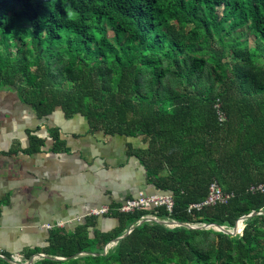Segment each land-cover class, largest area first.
<instances>
[{
  "label": "trees",
  "instance_id": "trees-1",
  "mask_svg": "<svg viewBox=\"0 0 264 264\" xmlns=\"http://www.w3.org/2000/svg\"><path fill=\"white\" fill-rule=\"evenodd\" d=\"M0 89L137 139L127 156L173 201L53 227L31 264H264V0H0ZM213 180L227 202L189 207Z\"/></svg>",
  "mask_w": 264,
  "mask_h": 264
},
{
  "label": "crops",
  "instance_id": "crops-1",
  "mask_svg": "<svg viewBox=\"0 0 264 264\" xmlns=\"http://www.w3.org/2000/svg\"><path fill=\"white\" fill-rule=\"evenodd\" d=\"M53 128H58L64 151L51 148ZM30 134L44 139L37 151H27ZM127 142L138 144L137 139L122 135L90 133L83 116L64 117L60 108L37 117L13 91L0 89V248L4 254L26 258L28 250L44 246L50 230L44 224L63 221L69 229L95 206L155 192L137 160L127 156ZM103 221L104 227L114 224L109 218Z\"/></svg>",
  "mask_w": 264,
  "mask_h": 264
},
{
  "label": "built area",
  "instance_id": "built-area-1",
  "mask_svg": "<svg viewBox=\"0 0 264 264\" xmlns=\"http://www.w3.org/2000/svg\"><path fill=\"white\" fill-rule=\"evenodd\" d=\"M219 120L223 119V114L218 112ZM261 188V185L258 186ZM262 189V188H261ZM231 196L230 193H225L221 190L219 185L215 180L211 181L208 185V191L205 198L198 203H193L189 207L200 208L203 205H211L214 203H226L228 198ZM172 197L168 193L153 192L150 194H139L136 196L125 198L120 205L116 208L119 212H132L138 209H150L158 206H164L167 211L172 208ZM109 213L108 205H99L91 208L86 215H103ZM144 220H158L155 216L145 215L142 217ZM171 225L176 224L171 222ZM64 225L63 221H56L54 224H44L43 227L51 229L53 227H62ZM42 253L39 255H33L31 258L33 261L40 258ZM43 255V254H42ZM0 258L6 259L10 264H28L29 259L21 256L20 254H10L5 255L3 250L0 248ZM32 261V262H33Z\"/></svg>",
  "mask_w": 264,
  "mask_h": 264
},
{
  "label": "water",
  "instance_id": "water-1",
  "mask_svg": "<svg viewBox=\"0 0 264 264\" xmlns=\"http://www.w3.org/2000/svg\"><path fill=\"white\" fill-rule=\"evenodd\" d=\"M254 213H255V212L252 211L251 213H249V214H247V215H245V216H242V217L238 218L237 221L235 222V225L231 228V230L224 229V227H222V226H218V225H215V228L218 229V230H223V231H225V232H227V233H230V234H234V233L236 232V229H237V222L239 221V223L241 224L242 221H243L246 217H249L250 215H252V214H254ZM141 221H142V220H139V222H141ZM156 221H159V220H156ZM159 222H161V223H169V222L161 221V220H160ZM203 226H209V225H203ZM242 226H243V225H242ZM241 229H242V227H241ZM34 255L37 256V255H39V253L34 254ZM40 256L42 257L43 255L41 254ZM54 259H61V257H54ZM32 261H33V259L30 257V258H29V261H28V264H31Z\"/></svg>",
  "mask_w": 264,
  "mask_h": 264
},
{
  "label": "rangeland",
  "instance_id": "rangeland-1",
  "mask_svg": "<svg viewBox=\"0 0 264 264\" xmlns=\"http://www.w3.org/2000/svg\"><path fill=\"white\" fill-rule=\"evenodd\" d=\"M111 33H110V31L108 30V35H110ZM248 44H249V46H252L253 45V39H252V36H250L249 38H248ZM208 227V226H207ZM212 227H215V226H212ZM241 227H242V223L240 224V229H241ZM228 230H231V229H228ZM240 231V230H239ZM239 231H237V229H236V232H239ZM32 256V255H31ZM30 256V257H31ZM27 259H29V258H27Z\"/></svg>",
  "mask_w": 264,
  "mask_h": 264
},
{
  "label": "bare ground",
  "instance_id": "bare-ground-1",
  "mask_svg": "<svg viewBox=\"0 0 264 264\" xmlns=\"http://www.w3.org/2000/svg\"><path fill=\"white\" fill-rule=\"evenodd\" d=\"M239 230H241L240 229V223H239V221L237 222V231H239Z\"/></svg>",
  "mask_w": 264,
  "mask_h": 264
}]
</instances>
